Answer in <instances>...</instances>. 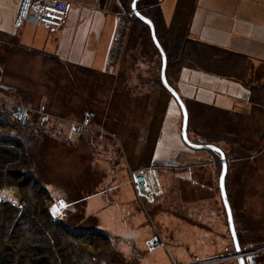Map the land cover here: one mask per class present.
Listing matches in <instances>:
<instances>
[{"label": "rangeland", "instance_id": "1", "mask_svg": "<svg viewBox=\"0 0 264 264\" xmlns=\"http://www.w3.org/2000/svg\"><path fill=\"white\" fill-rule=\"evenodd\" d=\"M2 3L3 6L0 5V98L25 105L34 118H38L42 113L50 116L47 127L43 126L42 130L35 127L21 135L17 132L11 133L12 137L16 136L24 141L25 151L33 158L32 173L39 182L36 188L40 190L44 187L50 197H53V200H50L53 203L48 202V206L52 203L50 210L52 215L45 216L41 211L43 199L46 197L35 195L29 190L28 193L37 196L39 202L37 205L36 201H30L27 210L33 213L37 208L38 212L35 216L42 226L49 229L50 238H52L51 230L54 234H59L63 233L65 228L72 227L76 229L73 233L79 237L84 250L89 243L97 246L91 248V251L96 254L94 257L101 261V264H132L133 259L128 260L119 253L116 238L109 236L110 242L103 239L93 228L94 221L87 216L96 218L93 219L95 222L98 221V228L109 225L112 230H116L115 224H104L105 221L100 216L106 211L104 209L111 205L109 203L117 207V201L123 195L128 197V201H133L132 205H129L132 210L143 209L138 204L132 189L125 159L129 161L133 158L141 165L149 163V150L159 128L158 149L154 156L151 154L156 162L151 164L150 157V169L155 178L161 181L164 178L188 176L187 173L183 174L181 170L175 169V166L167 165L171 163L172 151L184 150L187 146L181 137L182 120L181 122L178 120L182 112L180 113L181 110L174 99L171 100V108L167 110L162 121L167 91L160 83L158 86H153L149 80L151 74H154L151 75L153 79L156 77L159 66L158 56H151V59H148L141 51L147 50L145 44L137 47L129 42V24L122 38L121 56L115 72L98 73L81 67L72 68L66 63L45 57L44 53L30 51V47H34L31 42L40 37L43 28H35L30 24L15 27L13 25L15 16H12V11L13 7H16L17 11L20 0H2ZM15 35L18 38H15ZM28 40L30 43L26 42ZM170 44L169 38L167 45ZM225 59L231 64L242 61L236 57ZM244 66L248 67L247 72L245 75L241 72L240 77L248 75L250 66H247L245 61ZM170 75L176 76V68ZM178 76L175 89L184 102L186 100L185 104L187 103L189 112L188 130L192 138L211 141L226 154L228 170L225 187L232 208L235 232L238 233L241 246H245L243 249L246 247L262 249L264 248V86L260 85L249 93L234 81L224 80L189 67H182ZM233 95H236L237 99ZM188 100L237 113L219 111L215 107H205ZM88 112L91 119L85 126L82 121ZM57 117L62 118L60 123L64 119L61 125H57ZM71 120L80 121L82 137L78 139L79 141L76 137L69 138ZM75 128L78 129L77 126ZM141 128L143 140L146 141V151L143 154L132 153V145L142 140L137 134ZM3 133L10 134L7 129H4ZM176 141L178 142L176 145L181 149H177V146L172 149L167 146L169 144L174 146ZM207 159H212L214 163L206 162ZM138 166L140 165L136 167ZM195 166H199L196 170L199 172L200 181L196 180L194 185H188L199 187V201L186 198L187 203L185 201L183 207L187 218L191 219L190 225H194L197 221L199 227L203 221L209 223L211 230L206 234L199 229V240L197 242L195 240L192 247L197 248L200 260H208L206 264H236L234 259L227 257L229 254L225 255L233 252V245L218 189L221 169L219 155L216 152L199 150V164ZM102 171L105 176L101 178ZM146 172L150 175V171ZM30 182L27 181L28 185ZM83 197L86 198L85 202ZM160 197L157 195L155 201L146 204V209L151 208L152 204L162 206L164 195L161 199ZM2 199L17 204L21 199L18 186L7 185L2 188L0 202L3 201ZM7 210L5 206L0 207V213H5V220L10 219L17 212ZM84 210L87 211V216ZM49 216L59 222L53 224ZM143 219L141 225L150 226L148 219L146 217ZM13 221L15 223L16 218ZM184 237H187L186 234ZM46 239L50 244L52 239ZM223 242L229 245L225 251ZM28 245L29 249L38 251V244L29 242ZM158 248L163 252L167 250L162 245ZM255 261L256 264H264V253H261ZM72 263V259L67 261V264Z\"/></svg>", "mask_w": 264, "mask_h": 264}, {"label": "crops", "instance_id": "2", "mask_svg": "<svg viewBox=\"0 0 264 264\" xmlns=\"http://www.w3.org/2000/svg\"><path fill=\"white\" fill-rule=\"evenodd\" d=\"M68 1L72 3V8L67 19L68 22L57 30L47 31L43 29L40 37L31 42L34 47L30 48L35 49L37 52L53 54L72 68L81 67L91 72L107 73L110 61L109 56L113 47V32L116 27L117 18L126 14L125 3L123 0ZM157 1L159 2L164 23L168 27L173 23L176 16L179 0ZM0 5L3 6L2 0H0ZM15 13L16 7H13L12 16H15ZM189 31L190 36L194 40L242 54L252 61L254 67L264 68V0H197L191 17ZM14 37L18 38L16 35ZM21 41L24 42L22 39ZM26 42H29V40ZM120 53L115 61L114 72L118 68L117 63L120 60ZM181 68L176 70L175 77L173 75L168 77L174 89L177 85L178 73ZM197 71L203 72L201 70ZM214 76L234 81L239 86L249 90V87L242 83L240 84L233 78ZM233 97L237 99L236 95H233ZM172 99L168 95L164 99L165 107L162 121L167 110L171 108L170 103ZM188 101L204 104L195 100ZM60 119L62 118H58L57 125L63 123L64 119L61 123ZM178 120L181 122L182 113L179 114ZM79 123L80 121L71 120L69 123L70 131H68L70 134L69 138L74 139L76 137V140H78L82 137L80 134L81 125ZM159 132L160 128L155 139L153 138L152 140L153 143L149 150V163L141 165L137 160H133V158L129 161L125 159L132 189L136 194L138 204L143 209L132 210L129 205H132L131 202L133 201H128V197H124L123 195L117 201V207L113 206L115 204L109 203L111 205L107 206V209H104L106 211L102 212L100 216L103 217L104 224H115L117 226L116 230H112L111 227H108L109 225H105V228L100 226L98 228V221L95 222L96 218L87 216V211L84 210L85 214L94 221V229L106 231L116 238L119 253L122 256L124 255L128 260L133 259L132 264H206L208 260H200L197 248L195 246L192 247V244L195 243V240L196 242L199 240V229L206 233L211 230V227L208 225L209 223H204L203 221L199 224V227L197 221H195L194 225H190L189 220L191 219L187 218L188 216L183 207L185 206V201L187 203L186 198H194L199 201V187L188 185H194L196 180L200 181L199 172L196 170L199 169V166H195L199 164V150L189 147H186L187 149L184 150H177L181 149V147L176 145L178 144L177 141L174 146L167 145L171 149L177 146V149H174L177 151H172L171 153L173 157H170L172 159L171 163L167 165L175 166V169L181 170L183 174L187 173L190 177L181 178L176 176L172 179L164 178L160 181L155 178L150 169V157L151 164L156 162L153 154L158 149ZM137 134H139L142 140H138V144L132 145L131 152L143 154L146 151V141L143 140V129H139ZM187 135L191 141L192 136L189 130ZM138 157L141 158V156ZM192 164L194 166H191ZM137 165L140 166L137 168ZM137 171H143L148 176V180L153 186L156 196L162 197L164 195L162 206H154L152 204L151 208L146 209L145 205L151 202H147L143 196L137 194L133 183V174ZM146 171H150V175ZM104 176L105 174L102 171L101 178ZM62 197L69 200L67 197ZM85 199L83 197L84 202L86 201ZM160 199L158 202L161 201ZM200 212L203 213L202 210ZM145 217L150 222V226L147 224L141 225ZM185 234L187 237H184ZM209 237L211 238V233ZM222 238L224 239V236ZM153 239L160 240L161 245L167 248L168 251L163 252V250H160L158 248L160 245L152 246L151 241ZM223 245L225 251L229 245L225 242H223ZM228 254L231 253H226L225 255L227 256Z\"/></svg>", "mask_w": 264, "mask_h": 264}, {"label": "trees", "instance_id": "3", "mask_svg": "<svg viewBox=\"0 0 264 264\" xmlns=\"http://www.w3.org/2000/svg\"><path fill=\"white\" fill-rule=\"evenodd\" d=\"M123 2L125 3L126 14L129 17V42H132L134 46L136 45L137 47L145 44L147 50L141 51L148 59H151V56H158L159 66H157L156 77L154 79L151 77V75L154 74H151L149 77L153 86H158V83L161 84V56L152 42L150 29L132 14L130 8L132 0H123ZM196 3L197 0H179L176 16L173 23L168 27L164 23L163 15L157 0H139L137 3V9L140 11L139 13L152 22L157 37L156 39L166 54V79L168 84L174 88L170 78H168L174 68L179 70L181 67H189L191 69L201 70L217 76L233 78L240 84L242 83L249 87V93L260 85L264 86V81L262 80L264 79V68L254 67L252 61L242 54L194 40L190 36L189 25ZM169 38L171 44L167 45ZM151 49H153V51ZM30 51L37 53L35 49L30 48ZM41 53H44L43 55L45 57H50L51 59L62 62L53 54L46 52ZM232 57L242 59V61L231 64L225 59L227 58L230 60L229 58ZM244 61L247 66H250V68L247 76L240 77L241 72H243L244 75L247 72L248 67L244 66ZM144 83L145 82H143V84ZM167 95L170 96L168 92ZM6 99L7 98L3 100L0 98V190L7 187V185H16L19 188L21 199L17 204H12L10 200L4 199L0 202V207L5 206L8 210L14 211V213L17 211L16 214H13L8 220H5V213H0V264H67L69 259L73 260L72 264H101L102 262L94 257L96 254L91 251V248L94 249L97 248V246H93L92 243H89L87 244V249L84 250L79 237L73 233L76 232L75 228H65L63 233L59 234H54L51 230L52 238H50L49 229L42 226L38 217L35 216L36 212H38L37 208H35L36 211L34 210L33 213H30L27 210V207L31 204L30 201H36V204L39 202V198L37 196L35 197V195H38L43 198L46 197V199H43L44 203L42 204L43 209L41 213L45 216L47 214H50L51 216L52 214L50 210L53 202L50 200H53V197H50L51 195H49L44 187H41L40 190L39 188H36L39 182L35 180L34 174L32 173L33 158L25 151L24 141L16 136L12 137L11 133L17 132L21 135L28 129L32 130L35 127L42 130L43 125L39 124V118H34L33 115H31L29 122L26 124L15 120L13 117V111L14 107L18 104L15 102H8ZM202 105L211 108L215 107L207 104ZM215 109L223 112H231L220 110L216 107ZM231 113L235 114L237 112ZM4 129H7L10 134L3 133ZM191 141L201 145L213 144L217 146V144L204 139L196 140L191 138ZM223 153L226 157L224 151ZM28 180L31 181L29 185L27 183ZM29 190H32L35 195H30L28 193ZM49 201L52 202L50 206H48ZM11 205L16 206L19 209L17 210ZM50 216V222L53 224L59 222ZM15 218L16 222L14 223L13 219ZM51 226L53 227V225ZM97 231L101 234L103 239L110 242L111 237L109 236H112L111 234L102 230ZM46 238L49 240L52 239L50 244L47 243ZM29 242H33L35 245L38 244V251L37 249L35 251L29 249ZM239 244L242 251L249 248L246 247V249H243L245 246H241L240 240ZM254 249L257 248L254 247ZM99 251L101 252L102 250Z\"/></svg>", "mask_w": 264, "mask_h": 264}, {"label": "built area", "instance_id": "4", "mask_svg": "<svg viewBox=\"0 0 264 264\" xmlns=\"http://www.w3.org/2000/svg\"><path fill=\"white\" fill-rule=\"evenodd\" d=\"M72 3L68 0H20L18 9L13 19V25L20 27L22 24H30L35 28L42 27L44 30H57L67 22ZM129 25V17L127 14L117 18L116 27L113 32V47L109 56L107 73L114 72L116 57L122 50V38L125 29ZM15 120L26 124L31 118V111L25 105H16L13 111ZM39 124L46 126L50 116L47 113H42L39 117ZM90 120V115H86L82 121L83 125L87 126ZM212 162V159H207L206 162ZM133 183L138 195L143 196L147 202L154 201L156 193L153 186L148 180V176L143 171H137L133 174ZM161 241L153 239L152 246L161 245ZM243 252L244 259L247 263L253 262L256 264V258L264 253V248L254 249L248 248Z\"/></svg>", "mask_w": 264, "mask_h": 264}, {"label": "water", "instance_id": "5", "mask_svg": "<svg viewBox=\"0 0 264 264\" xmlns=\"http://www.w3.org/2000/svg\"><path fill=\"white\" fill-rule=\"evenodd\" d=\"M138 1L139 0H132L130 4L131 12L137 19L141 20L144 24H146L149 27L152 42L157 48L161 56L160 81L164 89L170 94L171 98H173L176 101V103L178 104L182 112L181 137H182L183 142L187 145V147L191 149L210 150V151L216 152L220 157L221 170H220V174L218 177V189H219V194H220V198L222 201V205H223V208L226 214L229 235H230L232 245H233V252L229 254L227 257L234 259L236 264H247L246 260L244 259L243 252L239 244L237 232H235L236 229H235V224H234V218H232L233 217L232 208L229 203L228 196L226 194L225 180H226V175H227V170H228L227 159L223 151L219 147L213 144H202V145L196 144V143L191 142L188 139L187 129H188L189 115H188L186 104L184 100L181 98V96L177 93V91L174 88H172L167 82L166 54L163 51L162 47L160 46L158 40L156 39L157 37H156L155 29H154L152 22L147 17H144L143 15H141V13H139L140 11H138L137 9ZM217 149L219 151H217ZM250 264H253V262H251Z\"/></svg>", "mask_w": 264, "mask_h": 264}, {"label": "snow or ice", "instance_id": "6", "mask_svg": "<svg viewBox=\"0 0 264 264\" xmlns=\"http://www.w3.org/2000/svg\"><path fill=\"white\" fill-rule=\"evenodd\" d=\"M217 151H219V150L217 149ZM60 203H61V205H63V202L62 201ZM54 210H55V206H54Z\"/></svg>", "mask_w": 264, "mask_h": 264}, {"label": "flooded vegetation", "instance_id": "7", "mask_svg": "<svg viewBox=\"0 0 264 264\" xmlns=\"http://www.w3.org/2000/svg\"><path fill=\"white\" fill-rule=\"evenodd\" d=\"M251 262L247 263V264H250Z\"/></svg>", "mask_w": 264, "mask_h": 264}]
</instances>
